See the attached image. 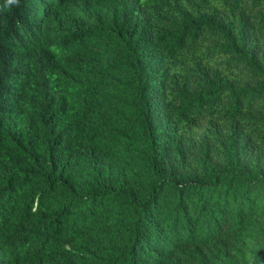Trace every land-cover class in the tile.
<instances>
[{"label": "trees", "instance_id": "obj_1", "mask_svg": "<svg viewBox=\"0 0 264 264\" xmlns=\"http://www.w3.org/2000/svg\"><path fill=\"white\" fill-rule=\"evenodd\" d=\"M0 264H264V0H0Z\"/></svg>", "mask_w": 264, "mask_h": 264}, {"label": "clouds", "instance_id": "obj_2", "mask_svg": "<svg viewBox=\"0 0 264 264\" xmlns=\"http://www.w3.org/2000/svg\"><path fill=\"white\" fill-rule=\"evenodd\" d=\"M10 2H12V3H15V4H19V0H10Z\"/></svg>", "mask_w": 264, "mask_h": 264}]
</instances>
